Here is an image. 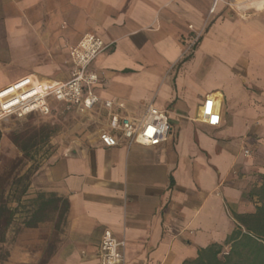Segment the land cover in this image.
Returning a JSON list of instances; mask_svg holds the SVG:
<instances>
[{"label": "crops", "instance_id": "obj_1", "mask_svg": "<svg viewBox=\"0 0 264 264\" xmlns=\"http://www.w3.org/2000/svg\"><path fill=\"white\" fill-rule=\"evenodd\" d=\"M230 4L0 0V87L28 74L66 80L68 47L84 33L110 43L91 64L99 100L81 132L26 175L20 198L16 182L6 188L14 214L0 264H99L105 229L124 240V264H191L200 249L223 242L233 212L253 209L246 194L264 174V0L242 10ZM207 96L220 107L217 126L201 119ZM104 100L133 119L149 103L165 110L168 138L103 145L100 131L119 134ZM1 153L2 131L0 175L10 168Z\"/></svg>", "mask_w": 264, "mask_h": 264}, {"label": "built area", "instance_id": "obj_2", "mask_svg": "<svg viewBox=\"0 0 264 264\" xmlns=\"http://www.w3.org/2000/svg\"><path fill=\"white\" fill-rule=\"evenodd\" d=\"M247 0H233L238 9ZM192 28V25H189ZM200 33H195L189 40L185 51L190 50L199 40ZM100 36L84 33L74 44L68 47L70 75L64 81L45 80L33 75H23L0 87V121L9 117H22L32 112L42 115L51 114L53 102H58L65 109H75L85 113L98 102L99 97L93 87L98 81V73L91 68L92 62L109 47ZM110 128L100 131L99 139L105 146L118 144L119 138L129 143L155 146L165 141L170 134V122L165 110L149 103L140 118L118 115L113 111L112 100H104ZM122 107L123 103H117ZM201 119L210 126H217L221 121L220 107L212 96L204 98L201 105ZM248 154L249 151L245 150ZM224 253H227L224 252ZM99 264H124V240L116 238L109 229L102 233L99 244Z\"/></svg>", "mask_w": 264, "mask_h": 264}, {"label": "trees", "instance_id": "obj_3", "mask_svg": "<svg viewBox=\"0 0 264 264\" xmlns=\"http://www.w3.org/2000/svg\"><path fill=\"white\" fill-rule=\"evenodd\" d=\"M1 137V131H0ZM37 134L24 140L16 141L23 154L29 152L37 143ZM15 167L11 166L0 175V241L5 238V230L12 220L14 210L7 205L8 195L4 196L9 183L17 184V197L25 193L24 178L26 175L14 174ZM16 177V181H15ZM246 196L254 203L251 211L233 212L234 227L226 235L222 243H211L198 251L197 257L191 264H264V174L258 184L251 186ZM64 206L67 203L64 200ZM51 205V201L49 202ZM46 203L39 204L32 216L24 224L29 225L36 215L44 210ZM229 245L227 253H222V246ZM185 264V263H184Z\"/></svg>", "mask_w": 264, "mask_h": 264}, {"label": "rangeland", "instance_id": "obj_4", "mask_svg": "<svg viewBox=\"0 0 264 264\" xmlns=\"http://www.w3.org/2000/svg\"><path fill=\"white\" fill-rule=\"evenodd\" d=\"M232 5L237 10H242L233 3L230 4ZM9 69L13 70L15 67L11 66ZM52 105L53 110L48 115L32 112L22 117L9 116L0 121L3 165L10 164V167H15L19 175L30 177L41 162L50 159L65 145L71 144L75 136L81 132V122L85 121L87 112L80 113L72 108L65 109L58 102H53ZM33 134L38 135L37 143L24 155L15 142L24 143V140ZM228 249L229 245L224 244L222 253Z\"/></svg>", "mask_w": 264, "mask_h": 264}, {"label": "bare ground", "instance_id": "obj_5", "mask_svg": "<svg viewBox=\"0 0 264 264\" xmlns=\"http://www.w3.org/2000/svg\"><path fill=\"white\" fill-rule=\"evenodd\" d=\"M261 1V0H260ZM253 4V3H252ZM249 5V4H248ZM250 6V5H249ZM252 6V5H251Z\"/></svg>", "mask_w": 264, "mask_h": 264}]
</instances>
